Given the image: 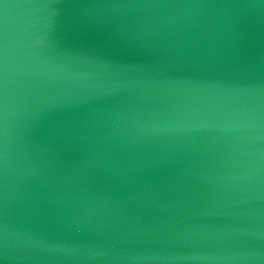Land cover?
Masks as SVG:
<instances>
[{
	"label": "water",
	"instance_id": "water-1",
	"mask_svg": "<svg viewBox=\"0 0 264 264\" xmlns=\"http://www.w3.org/2000/svg\"><path fill=\"white\" fill-rule=\"evenodd\" d=\"M0 264H264V0H0Z\"/></svg>",
	"mask_w": 264,
	"mask_h": 264
}]
</instances>
